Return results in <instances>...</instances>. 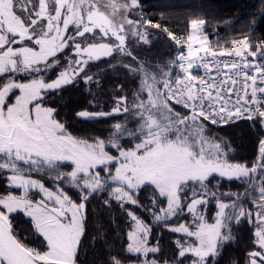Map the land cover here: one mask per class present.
Wrapping results in <instances>:
<instances>
[{
    "label": "snow or ice",
    "instance_id": "obj_1",
    "mask_svg": "<svg viewBox=\"0 0 264 264\" xmlns=\"http://www.w3.org/2000/svg\"><path fill=\"white\" fill-rule=\"evenodd\" d=\"M132 4L142 11L139 0ZM70 15L58 0H0V264H79L94 198L125 214L124 243L105 264H264V39L249 33L232 48H215L201 33L206 20L193 19L171 75L157 84L167 85V109L145 104L147 92L130 99L117 84L109 111L77 116L123 120L107 135L79 137L59 118L53 95L78 79L102 88L100 73L89 69L102 59L110 58V67L101 72L116 79L118 69L132 66L119 59L126 37L69 23ZM241 120L261 131L252 158L236 160L230 139L213 126ZM172 149L188 156L193 173L173 177L149 166ZM18 213L42 238L43 251L19 238ZM242 220L251 225L246 254L225 261ZM161 223L176 234L170 255L153 235Z\"/></svg>",
    "mask_w": 264,
    "mask_h": 264
},
{
    "label": "trees",
    "instance_id": "obj_2",
    "mask_svg": "<svg viewBox=\"0 0 264 264\" xmlns=\"http://www.w3.org/2000/svg\"><path fill=\"white\" fill-rule=\"evenodd\" d=\"M139 2L142 11H138L136 36L128 38V48L121 47L122 55L119 56L126 66H132L130 70L118 69L119 78L116 79L115 72H101L110 67L108 63L110 58L102 59L89 65L92 73H100L102 88H97L93 84L89 89L78 79L76 83L65 86L53 95L51 103L57 107L59 118L75 136L107 135L106 130L109 127L123 120L122 116L92 120H84L77 116L82 110L109 111L113 107L112 92L117 84L125 86V91L129 93L131 99L137 92L153 91L150 81H153L154 74L169 72L171 75L179 45L187 42L193 19L206 20L202 32L209 36V42L215 48H228L233 40L242 39L249 33L254 35L256 41L264 39V0H139ZM149 20L159 24V27L147 24ZM172 33L176 35L175 40L171 38ZM133 53L134 56L131 55ZM175 71L179 73L178 68ZM251 123L239 121L219 129L213 126L215 132L230 139L235 149L236 160L251 159L256 150L257 133L261 130L250 127ZM228 187L235 189L239 186L226 182L225 188ZM70 194L73 199H79V193L75 190H70ZM140 198L145 199L143 194ZM137 211L140 212L139 209ZM140 214L145 215L143 212ZM15 215L17 216L15 228L19 238L29 247L43 251L45 246L42 238L32 230L29 220L21 214ZM250 229L251 225L246 220L234 226L236 240L225 248L223 260L238 261L246 254L245 249L250 242ZM124 230L125 214L118 205L113 203L111 207H106L100 199H91L87 204L86 237L79 253V264L94 262L105 264L107 253L124 243L122 233ZM166 231L163 223L153 226V235H160L162 250L170 255L174 248L171 238L176 234Z\"/></svg>",
    "mask_w": 264,
    "mask_h": 264
},
{
    "label": "rangeland",
    "instance_id": "obj_3",
    "mask_svg": "<svg viewBox=\"0 0 264 264\" xmlns=\"http://www.w3.org/2000/svg\"><path fill=\"white\" fill-rule=\"evenodd\" d=\"M49 2L51 3V0ZM58 3L60 7L67 6L71 12L68 17L69 23L75 21L84 27L102 28L107 30L109 35L119 34L127 40L136 36L135 24L138 23V11L133 6L132 0H74V5L69 4L68 0H58ZM201 33L203 34L202 30ZM189 34H191V29ZM121 45H123V39ZM97 48L103 49L101 55H108L107 45L99 44ZM169 76V72L154 74L153 81H150L153 91L149 92V99L144 101L145 104L151 103L153 108L167 109V85L165 84L164 88H157V84L163 83ZM149 166L155 171H163L173 177L191 174L195 171L188 156L177 149L169 150L154 158ZM211 211L210 206L209 215ZM18 214L23 216L22 213Z\"/></svg>",
    "mask_w": 264,
    "mask_h": 264
},
{
    "label": "built area",
    "instance_id": "obj_4",
    "mask_svg": "<svg viewBox=\"0 0 264 264\" xmlns=\"http://www.w3.org/2000/svg\"><path fill=\"white\" fill-rule=\"evenodd\" d=\"M228 48H232V45L229 46ZM180 50H181V49H179L178 54H179ZM233 51H235V49H233ZM178 54H177V56H178ZM221 59H224V58H221ZM241 121H246V120H241ZM249 122H250V121H249Z\"/></svg>",
    "mask_w": 264,
    "mask_h": 264
}]
</instances>
